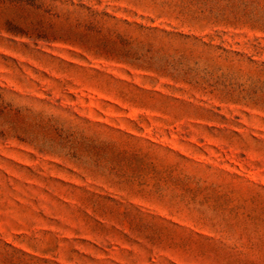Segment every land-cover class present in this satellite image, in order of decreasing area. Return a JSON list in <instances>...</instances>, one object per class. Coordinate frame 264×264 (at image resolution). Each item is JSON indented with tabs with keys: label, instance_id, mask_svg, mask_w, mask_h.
I'll return each mask as SVG.
<instances>
[{
	"label": "rangeland",
	"instance_id": "1",
	"mask_svg": "<svg viewBox=\"0 0 264 264\" xmlns=\"http://www.w3.org/2000/svg\"><path fill=\"white\" fill-rule=\"evenodd\" d=\"M0 264H264V0H0Z\"/></svg>",
	"mask_w": 264,
	"mask_h": 264
}]
</instances>
